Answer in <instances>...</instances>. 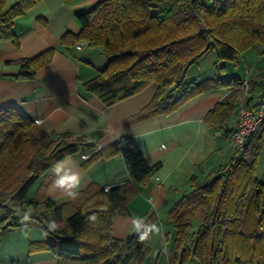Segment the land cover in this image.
<instances>
[{"label": "trees", "instance_id": "trees-1", "mask_svg": "<svg viewBox=\"0 0 264 264\" xmlns=\"http://www.w3.org/2000/svg\"><path fill=\"white\" fill-rule=\"evenodd\" d=\"M38 1L15 0L6 6L7 0H0V41L11 38L16 43L14 19ZM206 1L97 0L75 12L80 29L64 33L61 43L75 45L84 40L86 46L102 48L106 64L84 87L105 104L157 83L150 101L129 120L170 110L210 88L222 87L230 94L207 112L205 121L210 127L224 128L245 91L242 83L248 82V91L252 79L264 83V66L254 71V77L205 79L188 78V69L211 50L216 53L220 74L224 62L236 66L238 55L247 50L264 57V0ZM53 51L50 48L19 60L13 76L32 78L50 61ZM172 91L178 92L175 98L169 95ZM166 98L171 101L163 106ZM33 125L34 120L15 106H0V210L4 212L0 234L20 228L21 219L27 216L44 235L29 242L28 251H49L57 264H147L149 237L141 242L139 235L150 226L120 239L112 235L111 224L116 215L128 213L127 204L137 185L147 184L160 163L148 164L134 138L123 135L93 156L121 154L131 182L108 190L92 183L75 191V196L45 198L37 186L39 178L66 155H84L95 143L68 132L37 137ZM262 142L264 124L241 156L233 155L203 179L190 176L188 190L167 210L173 229L168 264H189L192 259L197 264H264V182L255 176ZM198 208L204 210V216L191 229ZM27 210L31 212L25 213ZM53 221L55 230L49 227Z\"/></svg>", "mask_w": 264, "mask_h": 264}, {"label": "crops", "instance_id": "crops-1", "mask_svg": "<svg viewBox=\"0 0 264 264\" xmlns=\"http://www.w3.org/2000/svg\"><path fill=\"white\" fill-rule=\"evenodd\" d=\"M14 1L7 0L6 6ZM96 1L40 0L14 19L12 32L16 43L11 38L0 41V106L13 105L32 118V132L37 137L68 132L72 137L95 143L84 154L86 156L66 155L47 170L46 176L39 178L37 186L45 198H64L70 192L83 190L92 183L111 189L131 182L121 154L93 156L101 147L120 136L131 135L147 163H160V166L147 184L137 185L136 194L127 204L128 213L112 219L111 232L114 237L124 239L129 235H138L145 225H156L160 233L153 231L149 235L147 264H168L173 229L167 219V210L188 190L191 175L203 179L233 156L230 129L236 122L238 103L224 128L210 127L205 121L207 112L230 94L228 89L222 87L210 88L170 110L135 120L129 118L150 101L157 88L156 82L111 104L103 103L94 92L84 87V82L106 64L102 48L85 46L76 49L74 45L61 43L64 33H77L80 29L75 12L89 8ZM50 48L54 49L50 61L38 68L32 78L13 76L18 71L19 60ZM215 60L216 53H206L189 67L187 77L253 76L259 66H264V57L259 56L256 50H247L238 55L237 68L224 62V74L217 72ZM194 66L196 69L189 77ZM239 70H242L241 74ZM251 81L246 104L253 106L264 90V83L259 84L257 78ZM169 95L175 98L178 92L172 91ZM249 96L252 98L247 100ZM170 101L166 98L162 105ZM57 165L61 167L59 176L77 174L79 186L74 189L59 187L56 184L58 175L54 171ZM35 187L30 191V196ZM3 216L0 213V219ZM203 216L204 210L198 208L193 220L199 224ZM136 224L140 226L139 232L134 226ZM43 238L42 235L37 240ZM31 241L35 240H24L27 255L22 264H57L55 256L49 251L29 252L28 244ZM10 247L14 248L13 245ZM0 264L12 263L2 260Z\"/></svg>", "mask_w": 264, "mask_h": 264}, {"label": "rangeland", "instance_id": "rangeland-1", "mask_svg": "<svg viewBox=\"0 0 264 264\" xmlns=\"http://www.w3.org/2000/svg\"><path fill=\"white\" fill-rule=\"evenodd\" d=\"M205 2L207 3L208 1L205 0ZM211 51H213V50H211ZM213 52L215 53V51H213ZM203 55H205V54H203ZM225 63H228V62H225ZM228 65H230V64H228ZM236 66H233V68H237ZM195 69H196V66H194L192 68V70H190V72L188 74L189 77L192 76L191 72ZM241 72H242V70L241 71L239 70L240 74H241ZM241 88L243 89V85H241ZM244 89H245V91H244L245 92L244 93L245 94V101L244 102L247 103L246 102V94H247V92H249L248 91V89H249L248 82L246 83ZM239 99H240V97H239ZM239 99H238V102H239ZM236 120H237V114H236ZM262 124H264V122H261L256 127L254 132L251 134L250 138L256 132L257 128L260 127ZM255 176L257 177V179L259 181L264 182V142H262V144L260 145V147L258 149L257 159L255 162ZM102 189H104V188H102ZM104 190H106V189H104ZM30 212H31L30 210H27L25 213H30ZM0 213L4 214V212L2 210H0ZM19 214H20V212H19ZM21 222L23 225L20 228H18V229H7V231L5 233L2 232L4 234L2 237H1L2 233L0 234V237H1L0 238V262L2 260H6V261L10 260V262L12 264H22L26 258L25 256L27 255V248L24 245V240H26V239L37 240L39 238V236L43 235L42 230L40 229L38 223L35 220H33V219L25 220L24 218H22ZM197 224H198V221L193 220L191 229H195ZM15 243H16V245H15ZM12 245L14 247L13 249H12V247H10ZM189 264H197V263H196L195 259H192V261H190Z\"/></svg>", "mask_w": 264, "mask_h": 264}, {"label": "built area", "instance_id": "built-area-1", "mask_svg": "<svg viewBox=\"0 0 264 264\" xmlns=\"http://www.w3.org/2000/svg\"><path fill=\"white\" fill-rule=\"evenodd\" d=\"M85 46L86 42L84 40H79L74 45L76 49H81ZM246 83L244 81L242 85L245 87ZM244 93L240 96L237 104V120L230 131L235 157L241 156L251 134L261 122H264V97L259 98L253 106H250L244 102ZM105 189L107 190L108 188Z\"/></svg>", "mask_w": 264, "mask_h": 264}, {"label": "clouds", "instance_id": "clouds-1", "mask_svg": "<svg viewBox=\"0 0 264 264\" xmlns=\"http://www.w3.org/2000/svg\"><path fill=\"white\" fill-rule=\"evenodd\" d=\"M54 171L58 175V179L56 180V184L59 187L68 188V189H74V188L79 186V177H78L77 174H74V175H71V176H69V175L59 176V173L61 172V167L59 165H57L55 167ZM69 194L72 195V196H75V192H70ZM24 219L27 220L28 217L25 216ZM93 219H95V217H93ZM134 226H135L136 230L139 232V227H140L139 224H136ZM49 227L52 228L53 230H55V228H56L55 222L54 221L51 222ZM153 231H155L157 234L160 233V229L158 227H156V225H151L148 230L140 233L139 240L141 242L145 241L146 239H148L149 234L151 232H153Z\"/></svg>", "mask_w": 264, "mask_h": 264}, {"label": "water", "instance_id": "water-1", "mask_svg": "<svg viewBox=\"0 0 264 264\" xmlns=\"http://www.w3.org/2000/svg\"><path fill=\"white\" fill-rule=\"evenodd\" d=\"M201 27H202V25L201 24H199V28L201 29Z\"/></svg>", "mask_w": 264, "mask_h": 264}]
</instances>
